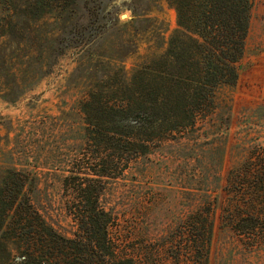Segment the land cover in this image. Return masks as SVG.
<instances>
[{
	"label": "trees",
	"instance_id": "trees-1",
	"mask_svg": "<svg viewBox=\"0 0 264 264\" xmlns=\"http://www.w3.org/2000/svg\"><path fill=\"white\" fill-rule=\"evenodd\" d=\"M23 1L35 19L73 15L35 55L12 40L21 34L1 18L17 0H0V36L15 43L0 44L5 100L35 86L44 63L50 68L73 49L84 57L68 78L76 92L67 112L32 116L16 128L10 122L0 132V264H210L218 227L264 251V104L244 110L249 123L217 193L233 124L232 98L223 92L240 78L255 0H166L177 24L161 42L167 49L131 69L124 63L138 49L134 40L119 36L108 54L98 53V42L116 34L126 8L136 33L153 29L145 13L156 0H136L134 8L123 0ZM169 144L177 212L160 229L137 214L154 199L145 205L146 196L132 195L119 207L113 198L139 159ZM66 153L69 170L38 168L42 157Z\"/></svg>",
	"mask_w": 264,
	"mask_h": 264
},
{
	"label": "rangeland",
	"instance_id": "rangeland-1",
	"mask_svg": "<svg viewBox=\"0 0 264 264\" xmlns=\"http://www.w3.org/2000/svg\"><path fill=\"white\" fill-rule=\"evenodd\" d=\"M156 6L152 7L145 13L146 17L153 20V29L150 31H141L136 33L131 26V18L134 17L132 9L126 8L120 14L121 24L118 26L115 35H110L105 40L98 42L99 50L108 54L110 47L120 44L119 36L124 39H131L136 42L138 49L135 53L126 58L125 65L127 69H131L137 64L142 63L153 55H159L167 49V43L161 44L163 37L167 39L176 28V12L168 4L166 0H156ZM23 0H17L13 7L14 12L5 13L1 18L5 19V27L11 28L16 26L21 34L20 39L14 42L21 43V47L26 49L28 53L34 52L35 55L41 51L38 44H45V38H52L57 36L60 31L67 25L68 20L72 17L73 12L69 16L63 18L54 15H45L40 19H35L31 14L25 12L27 5ZM125 6L129 5L134 8L136 0H123ZM58 12V8L55 9ZM125 14L126 17L122 15ZM13 17V22L8 21ZM58 19V20H57ZM1 20V19H0ZM58 23H55L56 21ZM9 22V23H7ZM127 24V26H126ZM162 27V28H161ZM114 32V33H115ZM7 37L0 36V44L4 41L9 44V48L13 43L7 40ZM15 44V43H14ZM37 44V45H36ZM33 46L32 48L28 46ZM38 46V47H37ZM80 49H73L68 51L64 56L60 57L56 64L47 67L44 63V75L39 79L38 83L32 88L25 91V93L17 99L16 102H10L2 97L5 92L0 88V132L3 135L8 133L4 124L12 122L13 128L22 124L26 119L32 116H39L44 114L61 115L63 112L69 110L67 102L72 103L74 99L71 94L76 92V89L68 85V78L82 63L84 55ZM47 56V54H46ZM83 60H86L84 58ZM105 62L108 58L103 57ZM45 61L47 59L45 58ZM13 62H18L14 59ZM85 62V61H84ZM18 68H23L19 65ZM19 78H25L24 73L18 71ZM225 98H232L233 108V124L230 129L229 139L226 141L227 152L222 168L219 170L220 187L217 193L221 194L222 186L226 184L227 171L232 164L233 155L236 154V143L241 133L245 129H241L249 123V118L243 116L244 110L251 107L264 104V0H255L252 8V16L249 34L246 42L245 57L242 61V69L240 78L234 89H226L223 92ZM66 100V101H65ZM259 122L260 119H255ZM13 137L14 133H10ZM264 144V138L262 139ZM172 144L166 146L162 151H155L144 158L139 159L138 163L133 165V169L127 174V181L119 180L121 187L117 186L114 196V203L119 207L127 206L128 197L137 196L144 199L147 205L153 201L151 206L144 208L141 214L148 215L158 224V228H163L169 220L176 214V202L178 199V191L176 185L179 180H176L174 165L172 164ZM68 153L60 156L42 157L39 169L40 170H61L67 171L70 169V159ZM132 178L134 181H132ZM136 179V180H135ZM218 182V184H219ZM135 183V184H134ZM126 184V186H124ZM135 186L139 192L129 190ZM122 193L119 195L118 192ZM120 197V200L117 199ZM151 197V199H150ZM110 199V197H108ZM145 204V205H146ZM144 205V206H145ZM123 210V209H122ZM128 213V209L124 210ZM62 212L59 213L61 215ZM59 222L68 228L70 227V220L67 217H59ZM70 230V229H69ZM235 234L221 232L220 228H216L212 256L210 264H264V251L257 252L249 249Z\"/></svg>",
	"mask_w": 264,
	"mask_h": 264
},
{
	"label": "water",
	"instance_id": "water-1",
	"mask_svg": "<svg viewBox=\"0 0 264 264\" xmlns=\"http://www.w3.org/2000/svg\"><path fill=\"white\" fill-rule=\"evenodd\" d=\"M122 16H123V17H126V15H125V14H123Z\"/></svg>",
	"mask_w": 264,
	"mask_h": 264
}]
</instances>
